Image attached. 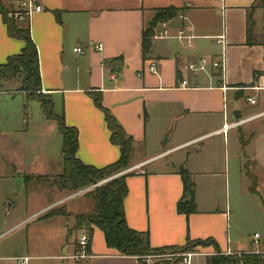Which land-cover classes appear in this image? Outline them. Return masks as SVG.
Instances as JSON below:
<instances>
[{"label":"crops","instance_id":"crops-1","mask_svg":"<svg viewBox=\"0 0 264 264\" xmlns=\"http://www.w3.org/2000/svg\"><path fill=\"white\" fill-rule=\"evenodd\" d=\"M7 2L12 10L19 6L17 0ZM42 4L44 10L27 26L38 49L42 92L52 97L54 113L64 114L67 126L78 131L77 158L101 168L121 154L110 141L104 112L95 105L93 93L101 94L102 105L133 139L124 173L128 226L148 234L153 248L215 240L216 244L197 246L190 264H202L195 258L219 251H253L252 243H264L261 235L255 239L256 233L251 241L231 233L230 197L233 191L239 207L260 198L258 206L264 207V0H42ZM166 7L179 11L177 19L167 21L171 37L152 38L144 56V32L156 11ZM176 20L183 24L172 27ZM180 28L194 36L190 46L174 37ZM98 43L103 44L101 51L92 47ZM77 46L85 52L75 53ZM24 47L23 40L8 34L0 14V64ZM223 60L224 71L214 67L213 62ZM152 62L156 72L149 69ZM183 81L188 82L186 87ZM225 122L238 124L224 134ZM62 150L58 122L46 117L40 102L18 88L0 95V264H19L22 256L60 262L75 250L79 236L76 232L70 236L66 226L54 248L38 256L34 220L51 223L59 216L45 218L47 203L37 210L29 206L35 189H26L24 183V198L19 201L13 200L11 187L19 175L39 171L45 176L54 165L60 175ZM180 167L196 185L194 213L178 210L184 193ZM223 188L228 190L224 200ZM88 229L90 257L81 264L150 262L122 254L107 246L100 229ZM158 260L157 264L164 263Z\"/></svg>","mask_w":264,"mask_h":264},{"label":"trees","instance_id":"trees-1","mask_svg":"<svg viewBox=\"0 0 264 264\" xmlns=\"http://www.w3.org/2000/svg\"><path fill=\"white\" fill-rule=\"evenodd\" d=\"M10 12L0 2V14L7 25L8 34L23 40L25 47L20 54L11 56L5 64H0V84L3 80L21 74L23 78L19 90L24 92L30 100L40 102L41 110L46 117L58 122L59 130L63 136V171L60 175L54 177L51 185L60 191L68 193L78 192L95 185L92 189L83 193V196L90 198L94 204L93 213L90 216H83V219H87V225L92 224V226L97 227L104 233L107 246L117 249L122 254L142 258L149 254H162L166 249L173 248L172 250H176L179 248L182 252H186L185 250L196 248L197 246L216 244L213 239L205 241L188 240L182 247L153 248L150 246L148 234L138 232L128 226L124 210V200L128 193L127 174L120 173L129 167L133 151L132 137L127 135L114 115L102 105L101 94L93 93L91 97L95 105L104 112L110 131V141L119 146L121 154L116 162L101 168L84 164L77 158L78 131L76 128L67 126L64 114L57 115L54 113L52 97L47 94H41L38 49L32 40L29 26L22 25L15 19L9 18ZM178 13V9L173 7L161 8L156 11L149 28L144 32L142 42L144 56L150 50L151 40L157 25L162 21L177 19ZM179 174L183 180L184 193L182 201L178 204V210L180 212L194 213L196 211L194 202L196 185L191 179L190 173L184 167H180ZM44 180H47L46 176H24V183L27 188L31 183H36L37 186H40ZM102 181L105 182L99 184ZM62 214H65L62 209H54L47 216L53 217ZM88 230L91 236L92 229ZM261 256V253H253L245 257L251 264H262L264 260ZM207 264H233V258L211 255L207 260Z\"/></svg>","mask_w":264,"mask_h":264},{"label":"rangeland","instance_id":"rangeland-1","mask_svg":"<svg viewBox=\"0 0 264 264\" xmlns=\"http://www.w3.org/2000/svg\"><path fill=\"white\" fill-rule=\"evenodd\" d=\"M0 2L6 7L7 10L11 11V8H9V3L7 0H0ZM9 17V15H8ZM10 18V17H9ZM23 76L21 74H18L12 78H9L7 80H3L5 82L1 83L2 89H6L5 91L9 92V90H15L19 89L21 86ZM3 89V90H4ZM41 94H45L41 91ZM46 95V94H45ZM61 168L63 167V160L60 163ZM23 169V168H22ZM21 171V168L19 169ZM24 171V170H23ZM28 171V170H27ZM42 174L41 172H32L33 175L37 176ZM58 166L54 165L51 169V173H46L47 180H44L43 183L40 184V186H37L36 183H31L28 185V190H36V193L29 197L28 204L29 206H32L33 209H39L42 207V205L47 203V211L44 213L45 218L48 219H54V217H48L47 214L54 210V209H62L65 214L57 215L59 217L56 218V220H52L51 223H44L37 222L41 220V218L34 220L36 223L34 226L35 231V240L36 245L40 250L38 253V256H45L47 252H50V248H54V245L56 241L60 238L62 230L67 226L68 227V233L70 236L74 235V232L80 236L82 234V230L88 231L89 227H93L91 225H87L86 222L87 219H83V216L85 215H91L93 213V201L90 198L80 195L73 196L71 194L74 193H68L63 192L59 193L58 188L51 185L53 183L54 177L58 176ZM24 177L23 175H19L18 178H16L12 184V189L14 190L15 196L13 197V200H21L24 198ZM41 188V189H40ZM91 189L93 186L90 187ZM89 191V190H88ZM228 193V190L224 189L222 190V198H226V195ZM44 194V195H43ZM262 194L264 196V190L262 191ZM73 196L70 197L69 196ZM46 196V197H45ZM231 197V233L234 236H240L243 238H247L248 240H252L254 238V234L258 233L262 236L264 239V207H259L258 203H261L260 198H254L255 200L250 199L249 202H246L239 207V202L237 203L234 198L233 191L230 193ZM58 200V201H57ZM57 203H54V202ZM51 202V203H50ZM10 203V202H8ZM238 205V207L236 206ZM44 206V205H43ZM87 211V209H89ZM44 216V215H43ZM34 223H31L33 225ZM77 236V237H78ZM79 238V237H78ZM252 250H256V248H259L261 250L264 249V243L261 242V245H256L252 243L251 246ZM38 249V250H39ZM173 249V248H172ZM166 249L162 254H156L157 256L160 255V257H152L155 255H145L143 256L146 260H149L150 262H145L146 264H157L155 261L156 259L164 261V263H171L176 264L179 259L181 258L178 254L182 253V250L176 249ZM195 248L188 249L185 251L191 252L194 251ZM42 251V252H41ZM36 253V252H35ZM37 254V253H36ZM35 255V254H34ZM150 257V258H149ZM210 257L208 255L207 257H198L195 258V260L200 261L202 264H207V260ZM162 261V262H163ZM204 261V263H203ZM53 263H59V264H70V261L64 260L57 262L55 260L47 259L45 257L35 258L29 261V264H53Z\"/></svg>","mask_w":264,"mask_h":264},{"label":"built area","instance_id":"built-area-1","mask_svg":"<svg viewBox=\"0 0 264 264\" xmlns=\"http://www.w3.org/2000/svg\"><path fill=\"white\" fill-rule=\"evenodd\" d=\"M18 2V8L16 9H11V12L9 13V17L12 19H15L16 21L20 23H24L25 25H29L31 18L33 17L34 14L40 13L44 10L42 0H17ZM171 37L170 34V23L167 21H163L159 23L157 29L154 31L153 37L152 38H169ZM175 38H177L182 46H190L192 44V40L194 36L187 34V31L185 29H178L176 34L174 35ZM222 40V38H220ZM92 47H94L96 50L101 51L103 49V44L98 43L96 45L92 44ZM74 52L77 54H83L85 52V49L83 46H77L74 48ZM214 67H221L224 71V66H225V60L222 62L220 61H215L213 62ZM149 69L153 72H156V63L152 62L150 64ZM188 84L187 81L182 82V87H186ZM6 93L5 90H3L0 86V95ZM248 101L253 103L252 98H248ZM238 123H227L225 122L221 132L226 134L231 127L236 126ZM135 169H131L128 171H133ZM127 171H124L120 174H124ZM260 235L258 233L255 234V239H259ZM90 244V234L87 232H83L79 238L77 239L76 245H75V250L70 254V255H65L62 258L65 260L70 261V264H81L85 260H87L90 257V254L88 253V247ZM253 253L262 254V259L264 260V252L261 251H225V252H217L213 255H222L224 257H230L233 258V264H251L245 256L252 255ZM181 258L179 259L177 264H190L191 259L194 255V253L191 252H182L178 254ZM152 256V255H151ZM152 257H160L155 255ZM150 258V257H149ZM17 261L19 264H29L30 257L28 256H22L18 257ZM264 264V261L263 263Z\"/></svg>","mask_w":264,"mask_h":264},{"label":"water","instance_id":"water-1","mask_svg":"<svg viewBox=\"0 0 264 264\" xmlns=\"http://www.w3.org/2000/svg\"><path fill=\"white\" fill-rule=\"evenodd\" d=\"M182 24H183L182 21H178V20H176V21L172 22V27H179V26H181ZM105 181H107V180H105ZM105 181H102V182H100L99 184H101V183H103V182H105ZM94 186H95V185H94ZM94 186H93V187H94ZM90 189H91V188L89 187V188H87V189L80 190V191L74 193L73 196H76V195H79V194H81V193H84V192H86V191H88V190H90Z\"/></svg>","mask_w":264,"mask_h":264}]
</instances>
